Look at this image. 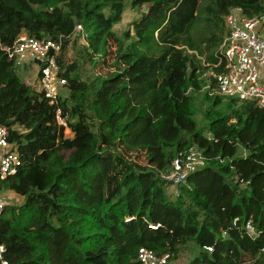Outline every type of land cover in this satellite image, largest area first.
<instances>
[{"label":"trees","instance_id":"1","mask_svg":"<svg viewBox=\"0 0 264 264\" xmlns=\"http://www.w3.org/2000/svg\"><path fill=\"white\" fill-rule=\"evenodd\" d=\"M232 6L264 15V0H0V123L22 159L3 189L24 197L0 215L11 264H141L142 246L171 261L189 250L188 264H264V109L211 94L208 75L223 69ZM22 32L61 41L57 105L3 49ZM110 55L112 70L84 79L81 59L95 68ZM191 147L205 164L171 191L165 176Z\"/></svg>","mask_w":264,"mask_h":264},{"label":"built area","instance_id":"2","mask_svg":"<svg viewBox=\"0 0 264 264\" xmlns=\"http://www.w3.org/2000/svg\"><path fill=\"white\" fill-rule=\"evenodd\" d=\"M225 25L226 34L216 52L219 62L215 64L223 65V69L220 72L211 71L216 79L211 94L255 101L264 109V72L259 69L260 66L264 67V15L248 16L243 7L232 6L225 15ZM74 36H80L87 44V34L81 24L76 26ZM61 45V41L37 38L22 32L12 45L3 47L18 65L37 63L40 66L41 87L52 105L59 103L61 90L67 83V79L59 74ZM57 119L65 124L60 109ZM9 134L8 127L0 123V215L10 203L4 193L3 182L17 173L22 165L17 146L10 142ZM173 164L172 172L165 178L172 180L173 186H178L186 182L191 171L205 164V157L191 147ZM247 229L254 232L251 222L247 223ZM208 249L212 250L211 247ZM6 250V246L0 242V264H11L5 256ZM138 260L141 264H171L169 253L157 254L145 246L139 248Z\"/></svg>","mask_w":264,"mask_h":264},{"label":"rangeland","instance_id":"3","mask_svg":"<svg viewBox=\"0 0 264 264\" xmlns=\"http://www.w3.org/2000/svg\"><path fill=\"white\" fill-rule=\"evenodd\" d=\"M129 2L131 0H128ZM142 12L143 10L140 9V8H132L131 5L128 6V8L125 10L124 14H123V19L121 22L117 23L114 25V31L117 33V34H121L122 32H124L126 29L129 28V26L131 25V23L136 20V19H139L141 18L142 16ZM203 26V24H202ZM264 33V31H263ZM74 41V40H73ZM75 41H77L76 43V47H74V49L77 51L79 48H83L85 44L84 40L80 37V36H77L75 37ZM72 46L73 44L71 43V50L68 54V60H71V59H77L78 56H80L79 54H76V52L72 49ZM107 62L106 63H102L103 61H100L99 64L97 66H95V68L92 66V64H90L89 62H85L81 59V62L83 63L82 64V70H83V76H84V79H93L94 76L98 75V74H105L106 72H108L109 70H112L113 67L112 66V63H113V57L110 55L108 58H107ZM259 69L264 72V67L263 66H260ZM39 71H40V66L37 64V63H31V64H27L25 66H20L19 69H18V73H19V76L21 77V79L29 84H32V85H36V86H40L41 84V80L39 78ZM212 69H210L208 75H212L211 73ZM263 84H264V81H263ZM61 94L66 96L68 94V90L66 87L62 88L61 90ZM200 107H201V110L203 111L205 108H206V105L204 103H201L200 104ZM200 112L196 118L199 122V125L201 127L205 126L207 123H208V120L206 118H204V115H203V112ZM65 133L68 135V136H72V132L69 128H66L65 130ZM70 154V151H64V155L66 157H68V155ZM175 189V186L171 187L170 190H174ZM6 193L7 191V197H9V194L11 193H15L14 191H11V190H4ZM17 193L13 194L14 196L11 197L10 195V201L11 203H22L23 200H24V197H22L21 195L17 194ZM19 196V197H18ZM22 197L21 199H17ZM192 258V255L190 254L189 250L183 252L180 257L176 260H172L171 261V264H188L189 261L191 260Z\"/></svg>","mask_w":264,"mask_h":264},{"label":"crops","instance_id":"4","mask_svg":"<svg viewBox=\"0 0 264 264\" xmlns=\"http://www.w3.org/2000/svg\"><path fill=\"white\" fill-rule=\"evenodd\" d=\"M8 192V191H7ZM7 192H6V195H7ZM13 194H15V193H11V194H9V197H8V199H9V202L11 203V201H10V195H11V197H13L14 195ZM16 196H17V194H16ZM19 197V196H18ZM17 197V199L19 200V199H21L22 197H20V198H18Z\"/></svg>","mask_w":264,"mask_h":264},{"label":"water","instance_id":"5","mask_svg":"<svg viewBox=\"0 0 264 264\" xmlns=\"http://www.w3.org/2000/svg\"><path fill=\"white\" fill-rule=\"evenodd\" d=\"M142 10L143 12H147L149 10V5L148 4L144 5Z\"/></svg>","mask_w":264,"mask_h":264}]
</instances>
